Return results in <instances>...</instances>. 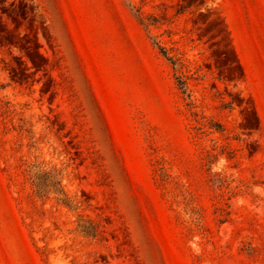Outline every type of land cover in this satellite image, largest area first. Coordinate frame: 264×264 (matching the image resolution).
Masks as SVG:
<instances>
[{"label":"rangeland","instance_id":"rangeland-1","mask_svg":"<svg viewBox=\"0 0 264 264\" xmlns=\"http://www.w3.org/2000/svg\"><path fill=\"white\" fill-rule=\"evenodd\" d=\"M0 264H264V0H0Z\"/></svg>","mask_w":264,"mask_h":264}]
</instances>
